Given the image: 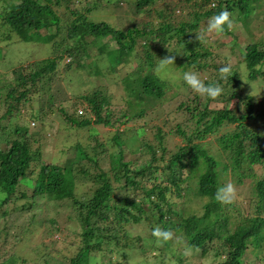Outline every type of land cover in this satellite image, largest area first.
Here are the masks:
<instances>
[{
  "label": "trees",
  "instance_id": "obj_1",
  "mask_svg": "<svg viewBox=\"0 0 264 264\" xmlns=\"http://www.w3.org/2000/svg\"><path fill=\"white\" fill-rule=\"evenodd\" d=\"M69 1L1 2L0 42L8 44L17 39L45 42L48 36L56 39L66 33L61 41L54 40L55 49L66 41L60 54L35 62L32 64L35 69L29 73H24L22 66L15 69L17 83L9 82L0 75V94L7 88V97L11 99L0 118V193L3 195L0 206L10 199L15 202L12 210L1 212L11 214L26 209L33 213L38 209V199L44 198L49 207L58 206L63 200L73 203L75 215L80 216V226L83 228L82 232L76 230L81 236L82 245L66 264H90L92 256L97 258L93 254L95 250L100 252L99 255L109 256L111 264H128L120 257L128 261L131 252L138 255L135 257L136 264H143L144 259L148 264H157L151 252L160 250L162 254L159 258L166 247L169 257L174 256L186 264L187 248H201L206 252L214 240L221 245L216 254L224 255L222 264H245L250 244L259 247L264 242V175L255 183L256 192L248 200L247 212L236 201L232 205H223L214 197L217 188L226 181L242 184L246 175H253L256 164L264 163V97L243 92L249 86L246 80L260 79L264 87V42L256 41L252 34H247L243 49L244 74L230 66L228 79L221 80L219 69L226 65L212 62L213 51L201 35L195 36L192 31L198 28L203 16L212 17L221 10H227L232 15L237 12V20L245 30L254 20L262 22L258 20V9L262 8V4L256 11V5H252L254 0H218L214 7L202 11L200 8L212 1L204 0L195 3L198 10L194 11L193 21L174 24L171 10L154 7L157 0H106V5L112 11H115L113 3L120 8L121 2H131L128 10L126 6L122 9L124 18L113 24L89 16L92 11L102 7L98 0H85L84 10L73 9L71 15H66L65 11L70 8ZM57 8L63 11L62 15ZM135 12L139 18L134 17ZM127 13L131 15L127 16ZM155 19L159 20L158 24L154 23ZM260 26L264 27V21ZM43 30H48L47 34H41ZM231 34L238 39L237 32ZM107 38L114 40L117 47L109 48L105 42ZM70 39L74 41L72 45L68 43ZM92 41L99 42L98 50L108 57L110 64L106 69L112 74L119 64L137 62L134 71L124 77L127 83L123 84L129 95L127 99L123 96L125 106L116 107L111 100L114 95L110 93L109 85L93 87V90H86L79 101H75L77 104L74 103L73 112L69 113L64 106L56 110L63 113L65 121L76 127L91 124L115 127L118 122L140 120L154 112L165 126L176 122L169 130L156 126L155 141L152 143L144 137L148 127V123H145L136 127L128 134L130 136L117 128L108 141L98 142L92 147L76 143L71 147L75 155L64 163L45 160L41 149L32 147L35 140L32 137L40 134L30 135L23 125H17L15 131L8 132L2 128V119L14 113L17 103L25 100L33 87L52 80L59 71L63 54L73 58L66 68L73 63L77 68L91 66V61H84L83 57L84 54L92 56L89 51ZM174 41L178 47H182L181 51L177 50L176 59L182 74L179 86L186 87L182 79L184 72H196L206 84L219 83L223 89L220 96L209 99L188 89V95L181 98L175 108L166 106L164 100L172 84L161 78L157 65L164 56H174L169 47ZM114 85H119V81ZM212 102L225 103L224 107L215 108L210 106ZM80 104L89 113H79L77 107ZM116 110L120 114L115 117ZM175 113L182 114L185 119ZM17 115L19 113L16 112ZM31 116L39 117L34 112ZM256 123H259L258 127ZM170 134L178 135L182 143L166 158L168 151L164 143ZM112 148L116 152L111 153ZM133 153L137 154L135 158L131 156ZM146 153L149 154V161L140 168H133V164L138 163L140 156ZM109 154L112 162L110 168L106 169L101 165V160H105ZM34 165H39V171L29 174L34 172ZM87 177L95 182L97 188L92 195L79 198L76 193L78 180H86ZM115 181L121 185L116 187ZM128 186L135 191L142 190V195L132 196L124 190L115 196L116 189L122 190ZM28 189L33 193H29ZM191 193L205 199L202 214L186 205ZM183 198L182 202L178 201ZM7 204L10 208V203ZM145 204L149 206L143 207ZM73 217L70 216L71 219ZM175 217L179 219L176 221L173 219ZM1 218L0 263L5 264L17 260V257L15 254L5 255L12 248L10 241L3 238ZM111 221L114 226L101 224ZM143 221L148 226L146 234L151 235L146 238L152 244L149 251L143 247L145 242L142 236L128 235V225ZM156 227L166 230L173 227L179 236L173 232L172 240L161 243L152 235ZM176 244L177 248H174ZM111 251L114 253L110 254ZM161 264L168 263L162 260Z\"/></svg>",
  "mask_w": 264,
  "mask_h": 264
},
{
  "label": "rangeland",
  "instance_id": "obj_2",
  "mask_svg": "<svg viewBox=\"0 0 264 264\" xmlns=\"http://www.w3.org/2000/svg\"><path fill=\"white\" fill-rule=\"evenodd\" d=\"M3 1L8 3L16 0ZM70 1V8L66 11L64 10L66 15H71L73 9H78L79 11L84 10L85 0ZM201 1L204 0H157L154 7L164 8L168 11L171 10L172 17H174L173 23L179 24L181 21H193L195 19L194 11L198 10L195 7V3H202ZM1 2L2 0H0V6ZM97 3L102 7L92 11L89 16L95 20L100 21L104 19L113 24H117L120 21V18L121 20L124 18L122 9L126 6V9L128 10L130 8L129 5H131V2L125 1V3H120V8H117V5L113 3L112 8L113 10L115 9V11H112V9L108 8L109 6L106 5V0H98ZM217 3L218 0H212L209 3H206L203 8H199L202 11H205L214 7ZM252 5H256V11L258 9L257 7L261 5L260 7L262 8L259 7L260 9H258V12L260 11L258 20L263 22L264 0H254ZM57 10L62 15L63 11L60 12L61 9L59 8H57ZM128 15L131 14L127 13V16ZM237 15V12L233 14L235 24L232 31H228L227 33L225 32L219 36L214 33H207L205 29L207 22L211 17L203 16L200 20L198 28L195 31H192V33L195 36L201 35L202 39L206 41L207 46L211 48L214 56L212 62H216L220 65H230L234 70H238L244 74L246 65L243 61V54L245 52L243 49L246 46L247 37L252 34L251 36L254 40L264 42V27L261 28L262 26H260V23L262 22H255L254 20L252 21L253 23H251V25L244 30L242 23L237 20ZM134 17L139 18V14L135 12ZM252 17L253 16H250V18ZM69 20H71V18H69ZM158 22V19L154 20L155 24H158ZM47 32L48 30H43L41 34L45 35ZM235 32L239 34L238 39L234 37L235 35L233 36L231 34H235ZM65 35L66 33H63L57 38L55 36V38L61 41ZM56 39H52L51 36H48L45 42L42 40L17 41L18 39L8 44L0 42V75H2L9 82L17 83V73L15 72L17 67L22 66L25 68L24 73H29L31 70L35 69L32 65L35 62L46 57L53 56L54 54L61 53L60 49L65 47L66 41H64L59 49H55L54 40ZM105 42L109 44V48L117 47L116 42L111 38H107ZM68 43L72 45L74 41L70 39ZM169 47L174 53V56H164L163 59L174 58V65H170L168 67L166 76L162 72H157L162 79L168 80L172 84L171 89L165 97L164 103L166 106L170 105L175 108L179 104L181 98L188 95V89L191 88L187 85L186 87L179 86L181 84V80L179 78L182 74L181 70L178 68V61L176 59L177 50L180 49L181 51L182 47H178L175 41L172 42ZM98 48V41L90 42L89 51L92 56H85L84 54L83 57L84 61H91V66L87 68L79 66V68H77L76 63H73L69 68H66L68 64L73 62V58L69 54H63L64 59L59 62V71L56 75L54 74L52 80L43 84L40 83L38 87H33L27 98L25 100L23 99L20 103H17L14 108V113H12L11 116H7L2 119V128L6 129L8 132H13L15 131L17 125L26 126L30 135H34V133L40 134L32 137L35 138V140L32 141V147L41 149L44 153L45 160L53 161L55 163H64L69 157L74 156L76 153L75 150L71 148L72 145H75L76 143H83L86 147H92L98 142L108 141L110 137L113 136L117 128L126 131L125 134L128 135L136 127L138 128L139 126L148 123V127L146 129L147 132L144 137L152 143L155 141L154 133L157 128L156 126H162L163 129L167 130H169L171 126H174L176 121H174L173 124H167L165 126L162 121L156 117L154 112L149 113L145 116V118L140 120L136 119L135 121L132 120L127 123L118 122L115 127L94 124L76 127L69 121H65L64 118H62L64 116L63 113L57 112V109L64 106L68 109L67 111L69 113L73 112L75 104H77L75 101H79L78 99L85 94L86 90H93V87L98 88V86L101 87L109 85L111 87L109 91L112 95H114L111 99L112 103L116 107L125 106L123 96L127 99L129 94L127 90H125L126 88L124 84L127 83V81L124 77L134 71L137 66V62L134 61L135 63L133 62L132 64H119L116 68L117 71H113L114 74H112L108 69H106L110 64L108 57L106 54L101 55ZM4 78L2 80L5 81ZM117 80L119 81V85L115 86L114 83ZM260 82V79L251 81L246 80V83H248L249 86H247L248 88L245 87L243 92L259 94L264 97V87ZM29 87H31V85H29ZM7 92V88H5L0 94V118L8 108V101H11V99L7 97ZM224 103L225 102H212L210 106L222 108L224 107ZM18 105L19 107L17 109L16 107ZM50 107L55 109V111ZM77 108L79 113H89V111H86L84 106L81 104ZM16 112L19 113V115L16 116ZM32 112H34V114H38L39 117H32ZM119 114L120 112L116 110L114 116L116 117ZM175 115L180 118L182 117L183 120L185 119L182 114L178 115L175 113ZM255 126L258 127L259 123H256ZM141 132L142 129L139 130V133ZM170 136H167L166 142L164 143V146L168 151L165 154L166 158L176 151L178 149V145L182 143V140L178 135L170 134ZM145 149L147 148L145 147ZM110 152H116L115 148H112ZM131 156L135 158L137 154L133 153ZM140 157L141 159L138 163L133 164V168H140L144 166L150 159L149 154L147 153L142 154ZM111 162L112 158L109 154V157H106L105 160H101V165H103L104 168L109 169ZM35 167L33 168L34 172L29 174H36L39 171V165ZM253 169V175H246L242 184L229 180L226 181V183L231 182L235 185L237 191L235 201L244 206L243 210L245 212L248 211L247 206L249 204V198L256 192V181L264 175V163L256 164ZM148 184H150V182H148ZM120 185L121 183L115 181L116 187ZM96 188L97 185L95 182L92 180L90 181L87 177L86 180H78L76 193L79 198L83 196H90ZM124 190L132 196L140 197L142 195V190L135 191L132 186H128L126 189H116L114 192L115 196L123 193ZM28 191L29 193H33L32 190L28 189ZM2 198L3 195L0 193V202ZM177 200L178 199H176V201ZM183 200L184 198L178 201L182 202ZM204 202L205 199L203 197L191 193L186 200V205L193 210L198 211V214H202L204 211ZM7 203H10V208ZM7 203L1 205L2 207L0 206V216L2 217L1 226L4 228L3 238L10 241L12 248L9 252H6L5 255L15 254L17 260L10 261L5 264H66L71 257L77 254L80 246L82 245V239L76 230L82 232L83 228L80 226V216L75 215L76 212L73 203L63 200L60 204H57L58 206L51 205L49 207L48 203L45 204L44 198L38 199L36 205V208L38 209L33 213L26 209L23 212H15L11 214H8L7 212L2 213V210H12L15 206V202L11 199L8 200ZM54 206L56 207L54 208ZM142 206L147 208L149 205L145 204ZM71 215L74 216L72 219L70 218ZM173 219L177 221L179 218L175 217ZM101 224L114 226L112 221L102 222ZM147 229L148 226L145 225V221L141 224H131L128 225V235L130 237L136 236L137 234L142 236V240L145 242L143 247L149 251L152 244L146 240V238L151 237V235L146 234V231L148 232ZM171 230L174 234H176L173 227H171ZM176 235L179 236V234ZM174 242L179 243L177 240ZM220 247L221 245L219 241L214 240L209 244V249L206 252H204L201 248H187L185 250V254L187 256L188 263L186 264H222L224 255L218 256L216 254L217 249ZM174 248H177V244ZM167 249L168 248L166 247L163 255L159 258L158 256L162 254L160 250H154L151 252L155 256L156 261H158L157 264H161L162 260L168 264H184L174 256L169 257L170 254L167 255ZM180 249H183V247ZM1 253L2 249L0 248V255ZM99 253L100 252L97 250L93 251L94 257L96 256L97 258L95 259L92 256L91 261L99 260V264L105 262V264H111L109 256H102L99 255ZM109 253L113 254L114 252L111 251ZM114 256L117 257L118 255ZM137 256L138 255L136 253L131 252L128 259L129 262L127 259L125 260L123 256L120 258L128 264H136L135 257L137 258ZM138 264H140V262ZM143 264H148L145 259ZM245 264H264V242L259 247L254 244H250Z\"/></svg>",
  "mask_w": 264,
  "mask_h": 264
},
{
  "label": "clouds",
  "instance_id": "obj_3",
  "mask_svg": "<svg viewBox=\"0 0 264 264\" xmlns=\"http://www.w3.org/2000/svg\"><path fill=\"white\" fill-rule=\"evenodd\" d=\"M214 6V5H213ZM235 20L227 10H221L218 14H214L209 18L205 31L207 33H214L217 36L225 33V31H232ZM170 65H174V58L160 59V64L157 65V71L167 75V69ZM221 73L220 79L226 80L231 72L230 65L223 66L219 69ZM182 79L184 83L191 88V90L200 96L209 99H215L222 94V87L219 83L206 84L196 72H184ZM237 197L236 187L233 183L227 182L219 186L215 192V200L223 205H232ZM152 235L161 243H166L173 239V231L161 229L156 227L152 231ZM90 264H99V260L91 261Z\"/></svg>",
  "mask_w": 264,
  "mask_h": 264
}]
</instances>
